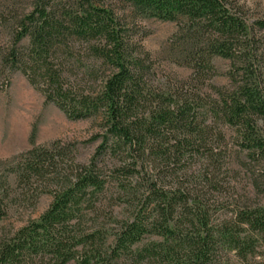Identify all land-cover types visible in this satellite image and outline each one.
Returning a JSON list of instances; mask_svg holds the SVG:
<instances>
[{"label":"trees","instance_id":"1","mask_svg":"<svg viewBox=\"0 0 264 264\" xmlns=\"http://www.w3.org/2000/svg\"><path fill=\"white\" fill-rule=\"evenodd\" d=\"M19 5L0 4V90L22 73L70 121L99 120V145L82 164L33 136L0 163V222L52 197L0 231V264H264V17L231 0ZM144 19L178 25L166 54L187 79L158 72Z\"/></svg>","mask_w":264,"mask_h":264},{"label":"rangeland","instance_id":"2","mask_svg":"<svg viewBox=\"0 0 264 264\" xmlns=\"http://www.w3.org/2000/svg\"><path fill=\"white\" fill-rule=\"evenodd\" d=\"M3 1L0 0V4ZM16 1L20 2L19 7L27 10L31 8L33 2V0ZM231 1L241 6L252 19L264 17V0ZM139 24L147 34L142 45L156 60L158 72L171 74L179 80L187 79L191 72L169 63L166 54L169 41L177 32L178 25L156 19H144L139 21ZM9 43L10 34L0 27V49ZM215 65L221 75L214 80V83L225 85L227 83L225 74L230 68V63L218 58L215 59ZM99 123L100 121L96 119L70 121L55 105L46 103L44 96L30 85L22 73H13L10 85L0 90V163L11 161L31 150L33 148L31 139L34 136L37 146L57 140L75 145L78 162L86 164L99 145L98 142H91L100 131ZM237 181L240 182L238 192L241 195L248 194L250 189L246 177L241 176ZM51 202L52 197L45 195L35 212L13 213L10 219L0 222V231L3 228L19 229L30 219L38 218Z\"/></svg>","mask_w":264,"mask_h":264}]
</instances>
